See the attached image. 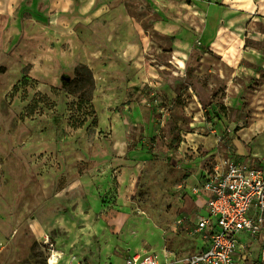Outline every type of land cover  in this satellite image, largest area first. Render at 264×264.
I'll return each mask as SVG.
<instances>
[{
	"label": "rangeland",
	"instance_id": "374dc122",
	"mask_svg": "<svg viewBox=\"0 0 264 264\" xmlns=\"http://www.w3.org/2000/svg\"><path fill=\"white\" fill-rule=\"evenodd\" d=\"M229 153L264 159V0H0V264H48L47 234L60 264H182Z\"/></svg>",
	"mask_w": 264,
	"mask_h": 264
},
{
	"label": "built area",
	"instance_id": "2783aa9c",
	"mask_svg": "<svg viewBox=\"0 0 264 264\" xmlns=\"http://www.w3.org/2000/svg\"><path fill=\"white\" fill-rule=\"evenodd\" d=\"M190 193L205 197L194 230L202 245L182 264H241L244 249L264 228V159L229 153L203 169ZM48 264H60L63 251L44 237ZM264 253V251H263ZM126 264H178L155 253L133 255Z\"/></svg>",
	"mask_w": 264,
	"mask_h": 264
},
{
	"label": "trees",
	"instance_id": "16d2710c",
	"mask_svg": "<svg viewBox=\"0 0 264 264\" xmlns=\"http://www.w3.org/2000/svg\"><path fill=\"white\" fill-rule=\"evenodd\" d=\"M72 76H63L62 85L71 94L78 96L79 106L88 105L93 108L92 100L96 89V81L92 70L87 65H81L74 69ZM85 119L74 122V127H82Z\"/></svg>",
	"mask_w": 264,
	"mask_h": 264
},
{
	"label": "crops",
	"instance_id": "0c3cea01",
	"mask_svg": "<svg viewBox=\"0 0 264 264\" xmlns=\"http://www.w3.org/2000/svg\"><path fill=\"white\" fill-rule=\"evenodd\" d=\"M228 156V155H227ZM202 170H203V168L199 171V173L197 174V180H196V182L194 183V184H191V185H189V189H190V187L191 186H193V185H195V184H197L198 183V181H199V179H200V176H201V174H202ZM192 194V193H191ZM198 198L200 199V214L203 212V206H204V202H205V197H203V196H198ZM199 219V218H198Z\"/></svg>",
	"mask_w": 264,
	"mask_h": 264
}]
</instances>
